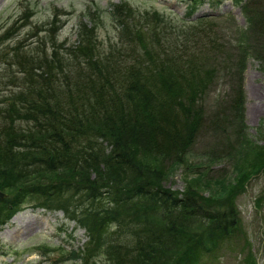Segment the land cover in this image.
I'll return each mask as SVG.
<instances>
[{
	"label": "trees",
	"instance_id": "16d2710c",
	"mask_svg": "<svg viewBox=\"0 0 264 264\" xmlns=\"http://www.w3.org/2000/svg\"><path fill=\"white\" fill-rule=\"evenodd\" d=\"M200 1L192 0L187 17ZM235 1L249 23L235 42L207 15L189 25L142 15L107 48L93 29L83 32L65 51L84 61L78 70L65 68L57 48L50 60L44 50L20 58L25 88L0 113V229L30 196L84 228L88 252L107 264H200L236 236V196L264 170V142L244 123L243 88L249 55L264 62V6ZM220 59L233 84L212 116L205 98ZM211 128L227 147L211 161L232 159L235 181L186 172L183 190L166 187L177 168H192V149ZM213 185L216 200L202 195Z\"/></svg>",
	"mask_w": 264,
	"mask_h": 264
},
{
	"label": "rangeland",
	"instance_id": "374dc122",
	"mask_svg": "<svg viewBox=\"0 0 264 264\" xmlns=\"http://www.w3.org/2000/svg\"><path fill=\"white\" fill-rule=\"evenodd\" d=\"M256 1L264 6V0ZM192 4V0H0V113L13 100L12 95L25 88L22 84L26 75L20 63L24 59L20 58L44 50V57L50 60L57 48L65 58V68L78 70L84 61H75L65 51L78 44L85 31L93 29L98 42L107 48L120 43L123 25L137 23L142 15L186 25L201 23V16L207 15V22L233 42L239 29L249 26L243 2L223 0L216 5L213 0H202L195 13L187 17ZM218 63V82L205 98L207 113L212 116L233 84L230 72L225 70V59ZM263 63L256 55H249L243 79L244 123L249 137L258 142H264ZM225 148L221 133L212 128L204 130L191 152L192 168L180 166L165 186L183 190L186 172H190L189 177L205 172L215 180L228 175L235 181L232 159L211 161L215 154H225ZM242 184L243 191L235 201L240 213L239 231L211 254H205L200 264H251V257L256 264H264V170ZM12 192L14 195L18 189ZM220 193L213 185L202 195L216 200ZM88 240L86 230L62 210L42 207L35 197L28 196L0 229V264H107V257L99 251L88 252Z\"/></svg>",
	"mask_w": 264,
	"mask_h": 264
},
{
	"label": "water",
	"instance_id": "95a60500",
	"mask_svg": "<svg viewBox=\"0 0 264 264\" xmlns=\"http://www.w3.org/2000/svg\"><path fill=\"white\" fill-rule=\"evenodd\" d=\"M4 196H5V194L0 191V197H4Z\"/></svg>",
	"mask_w": 264,
	"mask_h": 264
},
{
	"label": "bare ground",
	"instance_id": "6f19581e",
	"mask_svg": "<svg viewBox=\"0 0 264 264\" xmlns=\"http://www.w3.org/2000/svg\"><path fill=\"white\" fill-rule=\"evenodd\" d=\"M15 218V217H14Z\"/></svg>",
	"mask_w": 264,
	"mask_h": 264
}]
</instances>
